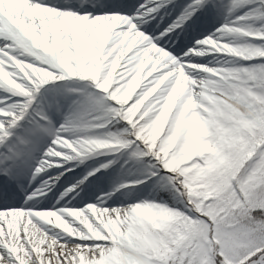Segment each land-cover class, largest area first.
Here are the masks:
<instances>
[{
  "label": "snow or ice",
  "instance_id": "1",
  "mask_svg": "<svg viewBox=\"0 0 264 264\" xmlns=\"http://www.w3.org/2000/svg\"><path fill=\"white\" fill-rule=\"evenodd\" d=\"M0 264H264V0H0Z\"/></svg>",
  "mask_w": 264,
  "mask_h": 264
}]
</instances>
